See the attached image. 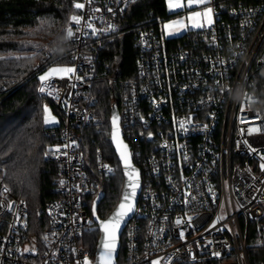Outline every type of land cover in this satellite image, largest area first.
<instances>
[{"label": "built area", "instance_id": "obj_1", "mask_svg": "<svg viewBox=\"0 0 264 264\" xmlns=\"http://www.w3.org/2000/svg\"><path fill=\"white\" fill-rule=\"evenodd\" d=\"M137 1L83 0L74 14L81 22L70 20L73 36L50 51L49 68L76 69L40 91L65 120L59 152L45 156L62 175L41 210L40 234L30 232L26 203L2 195L0 178V264H95L84 245L96 225L92 200L116 168L101 149L91 165L79 131L101 127L92 93L101 54L124 33L120 19ZM207 6L213 23L178 37L138 27L136 76L124 84L120 119L143 166L142 191L125 229L124 264H249L250 227L264 220V0Z\"/></svg>", "mask_w": 264, "mask_h": 264}, {"label": "trees", "instance_id": "obj_2", "mask_svg": "<svg viewBox=\"0 0 264 264\" xmlns=\"http://www.w3.org/2000/svg\"><path fill=\"white\" fill-rule=\"evenodd\" d=\"M76 3L83 4V0H0L2 195L8 200H23L26 203L32 234H40L39 229L46 228V218L41 210L54 197L52 187L61 179V166L53 160H45L44 153L62 143L65 123L52 101L40 94L39 75L56 59L49 56L52 48L67 40L71 17L82 10L75 7ZM171 17L167 12V0H138L127 8L120 19L124 33L109 42L101 54L92 92L97 100L95 110L102 120L101 127L79 131L80 146L90 164H95L96 151L101 149L104 159L116 168L115 175L103 187L104 198L98 206L100 219H107L112 214L124 186L122 167L110 138L111 113L113 106H117L120 112L125 97L124 84L135 80L139 53L136 48L138 27L150 24L159 29ZM158 21L160 24H157ZM179 39L171 43L175 44ZM62 64H67V61L63 60ZM258 84L264 99V69L259 72ZM45 105L59 116L57 126L44 124ZM145 148L149 152L152 145ZM133 159L142 170L143 166L135 154ZM128 229L121 238L118 264L125 261ZM99 238L100 231L95 225L84 245L95 252ZM248 259L249 264H264V220L250 227Z\"/></svg>", "mask_w": 264, "mask_h": 264}, {"label": "snow or ice", "instance_id": "obj_3", "mask_svg": "<svg viewBox=\"0 0 264 264\" xmlns=\"http://www.w3.org/2000/svg\"><path fill=\"white\" fill-rule=\"evenodd\" d=\"M90 2V0H89ZM211 0H187V6L191 7L192 5H204L203 11H192L187 16V23L185 19H177L170 21L163 25V29L167 31V34L171 35L173 32H178L183 28H188L189 25L193 28H203L205 25H211L213 23V14L214 10L210 5ZM168 6L170 9H180L185 7L183 0H168ZM75 7L77 9H82L85 7L82 3H76ZM73 21L77 24L81 22V17L73 15L71 17ZM91 27V25H89ZM114 28V26H112ZM95 31V29H93ZM67 35L69 37L73 36L71 28L68 29ZM76 69L69 66H57L51 67L39 77L41 81L40 91L43 93L47 87H51L50 84H46L53 77H65L74 74ZM80 79V77H77ZM49 95H52V92H48ZM44 116L43 122L48 125L56 122L55 116L51 114L50 109L47 105L44 106ZM120 117L118 114H113L111 117V132L110 138L111 142L115 144V149L119 153V159L123 162V171L127 177L125 187L122 191L121 197L119 198V203L115 207L112 214L104 220H100L99 216L96 219L99 221V229L103 233V237L100 241V251H99V264H114V253L117 249L118 243V233L120 232L121 225L126 223V218L129 217V214L134 212L135 209V197L137 195V190L140 188V177L139 171L134 167L131 161V153L128 149V146L123 142L121 137V130L119 125ZM260 129L252 128L249 131H259ZM251 147V146H249ZM59 146L56 147L55 151L59 152ZM256 151V149H251ZM51 151V149H49ZM49 152H45L44 155L47 156ZM264 168V164L261 165ZM63 183V181H61ZM95 212V208H94ZM191 217H188V221H191ZM219 219V218H218ZM183 223L182 220L177 219L176 224L180 225ZM182 235V233H181ZM47 239V237H45ZM213 255L219 256V253H213ZM85 264H92L91 261L85 258ZM154 264H159L158 261Z\"/></svg>", "mask_w": 264, "mask_h": 264}, {"label": "water", "instance_id": "obj_4", "mask_svg": "<svg viewBox=\"0 0 264 264\" xmlns=\"http://www.w3.org/2000/svg\"><path fill=\"white\" fill-rule=\"evenodd\" d=\"M118 114L119 117H120V112H119V109L117 106H113L112 108V113H111V117L113 114ZM119 125H120V130H121V137L123 139V142L128 146V149L131 153V161H132V164L134 165V167L139 171V177H140V188L137 190V195L135 197V209H134V212L129 214V217L126 218V223L122 224L121 225V229H120V232L118 233V243H117V249H116V252L114 253V264H117V260H118V257H119V253H120V248H121V238H122V235L126 229V227L129 225L130 221L133 219L134 215H135V210H136V207L138 205V202H139V198H140V195H141V191H142V172L140 170L139 167L136 166V164L134 163V159H133V155H132V151H131V147L129 146V144L126 142L125 138H124V132H123V129L121 128V119L119 120ZM113 145V148L115 150V153L118 157V160L121 164V167H122V172H123V175H124V186H123V189L125 187V184H126V181H127V177L126 175L124 174V171H123V162L120 161L119 159V153L116 151L115 149V144L112 143ZM123 191V190H122ZM104 198V195L103 193H101L93 202V206H92V216H93V220H94V223L96 224V226L98 227L99 229V221L96 219V217L98 216V206L100 205V203L102 202ZM94 208H95V212H94ZM100 220H103V219H100ZM100 231V238L98 240V244H97V247H96V251H95V264H99V260H98V257H99V251H100V241L103 237V233L102 231L99 229Z\"/></svg>", "mask_w": 264, "mask_h": 264}, {"label": "rangeland", "instance_id": "obj_5", "mask_svg": "<svg viewBox=\"0 0 264 264\" xmlns=\"http://www.w3.org/2000/svg\"><path fill=\"white\" fill-rule=\"evenodd\" d=\"M183 3H184V5H185V7H183V8H180V9H178V10H180V11H186V10H188L189 12L187 13V14H183V15H181V16H177V17H172V18H170V19H168L167 21H164L161 25H160V30H161V32H162V34H163V36L164 37H166V38H174V37H178V36H181V35H183V34H185L186 32H188V31H193V30H198V29H202V28H193V27H191L190 25H189V27L188 28H183V29H181L180 31H178V32H173L171 35H169V34H167V31L166 30H164L163 29V25L165 24V23H168V22H170V21H174V20H177V19H185V22L187 21V16L192 12V11H203V8L205 7L204 5H192L191 7H188L187 6V0H183ZM176 10L177 9H170L169 8V6H168V0H167V12H168V14L170 15V16H173V15H175L177 12H176ZM206 27H209V25H205V27H203V28H206ZM57 66H60V65H55V66H53V67H57ZM44 73V72H43ZM43 73H41L40 75H39V77L41 76V75H43ZM65 77H67V76H65ZM57 78H63V77H57ZM39 92H40V89H39ZM40 94H42L41 92H40ZM43 95V94H42ZM44 96V95H43ZM48 107V109H50V111H51V114L53 115V116H55V118H56V122L55 123H51V124H48L47 126H57L58 124H59V122H60V118H59V116L52 110V108L50 107V106H47Z\"/></svg>", "mask_w": 264, "mask_h": 264}, {"label": "crops", "instance_id": "obj_6", "mask_svg": "<svg viewBox=\"0 0 264 264\" xmlns=\"http://www.w3.org/2000/svg\"><path fill=\"white\" fill-rule=\"evenodd\" d=\"M176 12H177V13H176L175 15L172 16L173 18H174V17H177V16H181V15H183V14H187L189 11L186 10V11L183 12V11H180V10L177 9ZM172 17H171V18H172ZM186 23H187V21H186Z\"/></svg>", "mask_w": 264, "mask_h": 264}]
</instances>
